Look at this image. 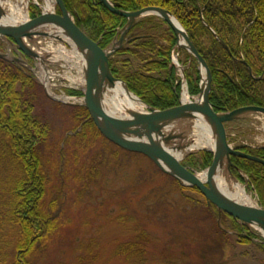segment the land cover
I'll use <instances>...</instances> for the list:
<instances>
[{"label": "rangeland", "instance_id": "1", "mask_svg": "<svg viewBox=\"0 0 264 264\" xmlns=\"http://www.w3.org/2000/svg\"><path fill=\"white\" fill-rule=\"evenodd\" d=\"M37 2L43 3L42 0ZM37 6L34 3L28 6L30 19L40 15ZM89 9L87 6L86 12ZM74 12H70L73 17ZM123 21L125 24L127 20ZM143 21L150 25L147 40L153 46L136 44L131 48L135 52H129L128 57L119 55L113 58L118 66L129 63L139 69L146 58L157 57V50L168 46V37H175L162 17L150 14L140 19ZM79 27L88 36L92 34L90 26L88 30L79 22ZM100 36L104 35L100 33ZM175 42L170 47L165 70L171 75L179 103L182 75L181 69L171 61L174 52L173 56L183 67L186 82L190 73L194 79L198 78V92L189 93L190 100L198 97L200 74L196 60H190L186 51L177 53ZM164 73L163 68L151 71L153 76L165 77ZM31 75L36 79L34 73ZM252 75H262L263 78L264 70L260 75ZM57 103L43 93L35 114L45 119L50 127L47 139L40 144L42 168L46 174L45 197L49 198L60 190L64 201L51 212V217L56 220L55 230L46 248L31 257L32 264H264V237L258 229L246 227L238 221L232 225L216 208L209 206L199 192L182 187L164 172L147 152L124 150L102 137L86 151L74 145L73 140L66 143L65 138L73 132L75 122L68 105ZM225 126L233 146H242L247 152L259 150L264 155V148H260L264 146L262 115L227 122ZM184 127V124L177 126L179 129ZM78 130L80 125L76 128ZM192 134L190 127L189 140L193 138ZM199 158V152L191 153L181 160L182 166L202 173L207 166L199 167ZM84 161L86 167L82 165ZM230 170L245 192L261 207L248 174L244 177L233 167ZM229 184L232 187L231 181ZM239 224L251 229L252 239L237 236L242 230ZM140 231L147 233L142 261L133 255L126 258V255L116 253L120 245L134 240ZM11 256L8 261L13 259Z\"/></svg>", "mask_w": 264, "mask_h": 264}, {"label": "trees", "instance_id": "2", "mask_svg": "<svg viewBox=\"0 0 264 264\" xmlns=\"http://www.w3.org/2000/svg\"><path fill=\"white\" fill-rule=\"evenodd\" d=\"M113 1L125 10L159 6L175 14L211 72L209 100L215 111L245 105L264 107V76L252 78L247 69L249 66L254 75H260L264 70V0ZM62 2L71 13L73 8L77 9L80 21L88 30V26L91 28L90 38L96 40L100 33L104 35L100 43L102 47L108 44L113 35L112 29L122 19L97 0L96 4H92L91 0ZM87 6H90L89 12H86ZM200 15L229 47L235 60L202 23ZM76 24L79 27L77 20ZM167 40L170 42L168 46L159 48L157 57L146 58L139 69L129 63L118 66L116 60L109 61L115 77L122 78L133 93L158 109L178 104L171 75H167L165 70L175 37H168ZM144 41L139 45L153 46L147 39ZM134 52L131 49L130 53ZM159 68H163L165 77L151 74L153 69ZM191 76L192 73L188 75L187 85L189 92L194 94L198 92V78ZM66 92L80 94V91L71 89ZM42 94V86L32 75L15 63L0 58V264H32L31 257L46 248L55 230L56 220L51 217V212L64 201L60 190L49 198L45 197L46 174L42 168L40 144L47 139L50 127L45 119L35 114ZM67 107L71 109L75 126L73 134L66 136V143L73 140L74 145L86 151L100 137L108 141L86 107ZM79 125L80 130L76 131ZM199 154L197 165L209 166L211 153L200 151ZM250 154L262 157L259 150ZM231 161L248 174L264 208V166L240 157H232ZM82 165L87 166L85 161ZM86 174L89 175V172ZM192 190L199 192L197 188ZM146 240L147 233L140 231L134 240L120 245L116 253L126 255V258L133 255L142 261ZM10 256L13 259L8 261Z\"/></svg>", "mask_w": 264, "mask_h": 264}, {"label": "water", "instance_id": "3", "mask_svg": "<svg viewBox=\"0 0 264 264\" xmlns=\"http://www.w3.org/2000/svg\"><path fill=\"white\" fill-rule=\"evenodd\" d=\"M109 11L127 19L123 29L128 30L144 16L154 14L162 17L176 36L175 48L177 51H186L190 60L194 58L198 64L200 83L198 97L194 101H181L178 105L166 109H155L133 92L125 81L113 76L109 68V59L118 49L124 33L118 40L101 48L99 40L89 38L74 22L73 16L65 8L62 0H55L54 7H58L60 15L55 13H43L36 19H28L23 23L9 21L0 2V38L6 39L15 46L16 50L25 56L43 60L38 53L31 49L26 40L38 45L40 37H53L62 40L67 36L76 46L80 56L85 77V92L83 105L90 111L91 117L102 134L120 148L131 151H145L152 156L159 166L168 175L175 178L183 187H197L205 197L207 204H214L218 213L225 211L246 227L258 226L264 234V209L251 207L233 200L226 192V187L240 186L239 180L232 174L233 167L231 156L245 158L264 166V158L245 153L231 146L227 138L228 128L226 122H239L255 114L264 116V107L257 105H245L232 110L214 111L209 100L212 76L203 56L197 51L191 42L186 30L176 16L169 10L159 6H149L137 10H123L119 3L111 0H99ZM202 23L212 32L219 43L231 55L229 47L216 34V32L204 21ZM0 58L23 64V60L13 54L0 51ZM235 59L234 56H231ZM242 62H244L242 60ZM251 76V68L248 66ZM261 76L253 78H261ZM116 84H121L128 92L133 93L146 106L144 111H128V118L119 119L108 109L107 93L111 92ZM52 99L69 103L64 99L50 96ZM69 97V96H68ZM71 104V103H69ZM201 121L209 130L213 144L207 148L212 154L211 165L207 170V179L202 180L198 175L181 165V160L198 149L187 150L192 142L188 139L191 122ZM184 128H177L179 125ZM247 177L242 170H238ZM208 185V187H207ZM231 187V186H230Z\"/></svg>", "mask_w": 264, "mask_h": 264}, {"label": "bare ground", "instance_id": "4", "mask_svg": "<svg viewBox=\"0 0 264 264\" xmlns=\"http://www.w3.org/2000/svg\"><path fill=\"white\" fill-rule=\"evenodd\" d=\"M187 0H182V2H186ZM1 5L7 11V17L9 21L13 23H23L28 20V6L32 3H36V0H0ZM42 11L43 13H52L54 11V0H42ZM149 7V6H148ZM168 10V9H167ZM170 11V10H169ZM117 15V14H116ZM78 16V12L75 9L74 12V19ZM120 16V15H118ZM62 47L59 45V48ZM35 48H37L35 46ZM58 46L56 45L46 47L45 50H50L51 55H55L58 50ZM38 49V48H37ZM62 51V49H60ZM71 52V51H70ZM72 55L78 59L79 57L76 54V51L71 52ZM58 59L60 57L56 56ZM173 64H175V56L172 58ZM73 65L80 71V64L76 65V62L73 61ZM39 72L44 73L43 71L46 70L45 67L41 69L39 67ZM47 73V72H45ZM107 104L109 111L119 119L128 118V111L135 110V111H144L146 106L142 101L139 100L133 93L128 92L121 84H116L115 88L107 93ZM186 92L183 91L181 100L187 101L186 99ZM192 127V142L187 150L190 149H198V148H211L213 144L212 137L210 136L209 130L201 121H194L191 122ZM198 176L202 180L207 179V172H203ZM223 186L227 192V194L235 201L246 204L251 207L259 208V206L254 202L253 198L245 192L244 188L241 186L232 185V187H226V184L223 183ZM260 230V229H259Z\"/></svg>", "mask_w": 264, "mask_h": 264}, {"label": "flooded vegetation", "instance_id": "5", "mask_svg": "<svg viewBox=\"0 0 264 264\" xmlns=\"http://www.w3.org/2000/svg\"><path fill=\"white\" fill-rule=\"evenodd\" d=\"M38 0H36V3H34V4H39L38 2H37ZM90 1V0H89ZM98 1V0H97ZM91 2H92V4H96L97 2H96V0H91ZM99 2V1H98ZM115 2H117V1H115ZM43 4V3H42ZM95 6V5H94ZM38 7V10H39V12H41V10L42 9H39V6H37ZM75 10V8H73V11ZM55 12L58 14V15H60V12H59V9L58 8H55ZM122 18V17H121ZM75 20H77L78 22H81L80 21V18L79 17H77ZM124 20V18H122V19H120V21L119 22H117V25L112 29L113 30V35H112V37H111V39H110V41H112L113 40V37L118 33V35H117V37H120L121 36V34L122 33H124V31L122 30H120V28H119V26H122V25H124L123 24V21ZM148 28V29H147ZM150 28V25L149 24H147L146 22H139V23H137V24H135V25H133L131 28H129L125 33V35H124V37H123V42H122V44H120V48H119V50L117 51V53H116V55L115 56H119V55H124L125 57L127 56L128 57V53L131 51V48H134L135 47V45L136 44H139V41L140 40H146L149 36V33H151V30L149 29ZM104 36H100L99 38H98V40H99V42L101 43L102 42V38H103ZM151 37H154V35H151ZM109 41V42H110ZM5 49H7V50H10V51H13V50H15L11 45H5ZM27 61L30 63L31 62V60L30 59H27ZM229 140H230V138H229ZM235 147L236 148H238V149H240V150H242V151H244V152H247L248 150H244L243 148H242V146H236L235 145ZM247 153H249V152H247ZM262 156V155H261ZM262 157H264V155L262 156ZM251 185H252V182H251ZM205 200V199H204ZM205 202H206V200H205ZM209 206H211V207H214V208H216V206L215 205H212V204H210ZM221 215L223 216V217H225V218H227V220L232 224V225H235V223H237V221L235 220V219H233L230 215L228 216V215H226V213H224L223 211L221 212ZM221 216V217H222ZM238 224V223H237ZM239 228H242V230L237 234V236H239V237H244V238H248V239H252V232H251V229H247L246 227H244V226H242V225H240L239 224Z\"/></svg>", "mask_w": 264, "mask_h": 264}, {"label": "built area", "instance_id": "6", "mask_svg": "<svg viewBox=\"0 0 264 264\" xmlns=\"http://www.w3.org/2000/svg\"><path fill=\"white\" fill-rule=\"evenodd\" d=\"M65 67V66H64ZM66 70H59V69H50L47 71L46 76L49 79V85L52 86L55 83L53 82L54 80H60L66 83L68 86H73L75 85L79 79L80 75L77 71L74 70L73 66L72 67H65Z\"/></svg>", "mask_w": 264, "mask_h": 264}]
</instances>
